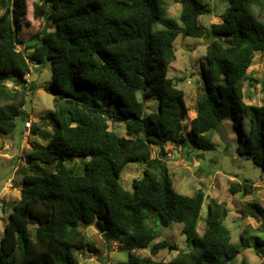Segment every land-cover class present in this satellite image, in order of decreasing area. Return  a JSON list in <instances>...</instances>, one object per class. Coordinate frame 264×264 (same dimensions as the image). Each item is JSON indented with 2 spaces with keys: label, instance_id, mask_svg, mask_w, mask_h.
<instances>
[{
  "label": "trees",
  "instance_id": "trees-1",
  "mask_svg": "<svg viewBox=\"0 0 264 264\" xmlns=\"http://www.w3.org/2000/svg\"><path fill=\"white\" fill-rule=\"evenodd\" d=\"M27 1L0 0V136L13 133L25 114V90L33 89L25 78L30 63L46 60L54 64L45 87L54 96L48 114L54 135L46 146L34 144L19 168L21 201L9 212L0 264H88L78 253L95 250L84 228L97 221L109 244L120 241L129 251L128 264H159L136 250L158 254L167 248L166 239L154 242L156 226L172 222L183 224L188 249L165 264H234L241 248L232 244L225 204L212 200L200 234L205 191L190 195L174 188L165 145L186 141L189 106L167 71L181 33L212 35L203 66L205 94L197 99L187 135L193 146L213 150L208 132L232 117L245 132L237 152L264 168V103H246L242 93L256 53L264 52V0H231L223 20L209 28L200 22L213 12L204 0H180L181 25L166 17L165 0H37L34 17L52 27L25 40ZM158 23L163 27L155 29ZM155 94L159 108L150 114L145 102ZM110 121L123 124L125 135ZM152 145L160 148L158 156H151ZM75 158L83 163L69 165ZM142 161V175L127 188L121 181L125 166ZM254 188L245 179L231 190L248 195ZM256 230L263 242L264 219Z\"/></svg>",
  "mask_w": 264,
  "mask_h": 264
},
{
  "label": "rangeland",
  "instance_id": "rangeland-1",
  "mask_svg": "<svg viewBox=\"0 0 264 264\" xmlns=\"http://www.w3.org/2000/svg\"><path fill=\"white\" fill-rule=\"evenodd\" d=\"M213 8L212 14L200 16V22L206 27L212 23L221 22L224 11L232 3L231 0H204ZM37 0H28V15L24 18L22 28L23 38L32 39L41 31L46 22L43 18L34 17V7ZM166 17L174 19L179 25L181 22L180 0H165ZM264 18V15L263 17ZM158 23L155 29L162 28ZM213 39V38H212ZM206 38H197L181 33L175 40L176 59L171 62L167 75L175 78L179 88L185 92V100L189 106V113L184 119L183 134L186 141L181 144L168 142L167 163L173 179L174 188L184 194H193L203 189L206 200L198 224V231L203 234L206 228L208 206L212 200L223 202L228 210L225 223L232 234V244L241 248L237 261L234 264H264V239L258 243L262 234L256 230L264 217V168L257 165L251 157L237 152L238 144L244 139L245 132L242 124L234 125L232 117L227 118L219 130L208 132V138L215 144L213 150H204L193 146L187 132L188 124L197 112V99L205 94L203 81V66L206 64ZM19 49H24L20 46ZM54 64L50 60L43 63H30V71L25 76L27 82H32L33 89L25 90L26 103L23 108L24 116L16 119L15 131L6 136H0V245L5 233V224L10 210L7 202L21 201L22 174L19 168L26 166L27 151L35 145L46 146L53 138L54 131L48 114L54 109V96L46 91L45 87L52 82ZM264 75V52H257L253 64L243 80L242 93L246 103L261 105L264 103V94L261 90V79ZM178 78V79H177ZM15 88H18L15 85ZM142 98L141 94L139 95ZM143 99V98H142ZM147 113H155L159 108L157 95L146 99ZM31 121L32 126L26 129L25 122ZM111 128L120 135H125V127L116 121H110ZM37 133L32 132V128ZM151 156L159 155L160 148L152 145ZM77 158V157H76ZM73 159L69 165L83 163L80 159ZM146 162L128 163L122 174L121 181L127 188L132 187V181L140 177ZM80 173L84 169L81 168ZM245 179L251 180L255 186L253 193L242 195L241 192H232L235 184L244 185ZM12 188L7 191V188ZM154 225V224H153ZM182 223L172 222L168 226H156L158 233L154 242L168 240L169 246L158 254H152L150 249H137L143 257H151L155 262L168 263L177 252L188 249L186 236L182 233ZM89 241L95 250L88 247L78 255L81 262L88 264H128L127 249L122 248L120 241L108 243L96 225L84 228ZM247 231V235H246ZM245 232L244 237L242 233Z\"/></svg>",
  "mask_w": 264,
  "mask_h": 264
},
{
  "label": "water",
  "instance_id": "water-1",
  "mask_svg": "<svg viewBox=\"0 0 264 264\" xmlns=\"http://www.w3.org/2000/svg\"><path fill=\"white\" fill-rule=\"evenodd\" d=\"M52 27V25L50 24L49 20L47 19L46 20V24L43 28V35H45L47 33V31ZM187 35V34H186ZM213 36H209L208 38H206L205 42H208L209 40H212ZM176 145V143H175ZM6 207H7V210H10L11 211H16L17 207H16V204L15 203H12V202H7L6 204ZM31 218V217H29ZM96 227L98 228V230L101 232V233H104V228L102 227V223L101 221H97L96 223Z\"/></svg>",
  "mask_w": 264,
  "mask_h": 264
},
{
  "label": "built area",
  "instance_id": "built-area-1",
  "mask_svg": "<svg viewBox=\"0 0 264 264\" xmlns=\"http://www.w3.org/2000/svg\"><path fill=\"white\" fill-rule=\"evenodd\" d=\"M33 63H36V62L33 61ZM5 84H6L8 87H16L15 84H14L12 81H9V80L5 81ZM31 126H32V122L29 121V120L26 121V123H25V127H26V129H30Z\"/></svg>",
  "mask_w": 264,
  "mask_h": 264
},
{
  "label": "crops",
  "instance_id": "crops-1",
  "mask_svg": "<svg viewBox=\"0 0 264 264\" xmlns=\"http://www.w3.org/2000/svg\"><path fill=\"white\" fill-rule=\"evenodd\" d=\"M11 189H12V188H9V187H8V188H7V191L9 192V191H11Z\"/></svg>",
  "mask_w": 264,
  "mask_h": 264
},
{
  "label": "clouds",
  "instance_id": "clouds-1",
  "mask_svg": "<svg viewBox=\"0 0 264 264\" xmlns=\"http://www.w3.org/2000/svg\"><path fill=\"white\" fill-rule=\"evenodd\" d=\"M26 123V122H25Z\"/></svg>",
  "mask_w": 264,
  "mask_h": 264
}]
</instances>
